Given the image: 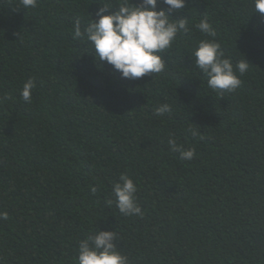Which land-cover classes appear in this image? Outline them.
Listing matches in <instances>:
<instances>
[{"label":"trees","instance_id":"trees-1","mask_svg":"<svg viewBox=\"0 0 264 264\" xmlns=\"http://www.w3.org/2000/svg\"><path fill=\"white\" fill-rule=\"evenodd\" d=\"M123 2L0 0V264H77L98 230L117 233L129 264H264V15L254 0H186L169 12L190 31L161 53L165 70L131 80L73 39L77 19ZM202 19L225 57L250 63L235 91L209 89L191 58ZM163 103L172 112L157 117ZM122 173L142 215L106 203Z\"/></svg>","mask_w":264,"mask_h":264},{"label":"clouds","instance_id":"clouds-1","mask_svg":"<svg viewBox=\"0 0 264 264\" xmlns=\"http://www.w3.org/2000/svg\"><path fill=\"white\" fill-rule=\"evenodd\" d=\"M39 0H20V7L35 9ZM168 10H158L159 0H142L141 3H129L127 0L118 5V10L110 12L116 6L103 4L96 13L98 20L91 19L83 27L77 19L74 24L73 39H83L95 51L98 62H106L122 78L135 80L150 74H159L165 70L166 63L161 53L170 49L178 34L190 31L188 19H173L169 12L186 7V0H163ZM254 13L264 15V0H254ZM110 12V14H105ZM195 28L205 35L192 51L191 58L196 68L207 78V87L213 91H235L242 83L249 69V62L241 60L233 63L225 57L221 45L215 40L216 32L207 19H202ZM156 76V75H155ZM36 87L34 78L24 82L20 96L31 103L32 92ZM172 106L160 104L154 114L159 117L171 113ZM193 137L200 135L197 128L187 129ZM167 144L172 152H178L181 160H192L195 149H184L177 138L169 135ZM137 185L127 174H121L112 186L114 199H107L109 206L115 204L124 216L142 215L137 203ZM95 194L97 187L92 186ZM9 214L0 211V220H7ZM114 231H96L79 241L77 264H129L128 257L117 250Z\"/></svg>","mask_w":264,"mask_h":264}]
</instances>
